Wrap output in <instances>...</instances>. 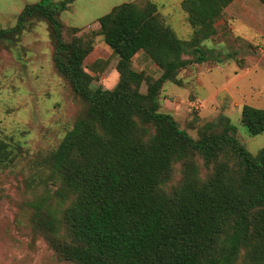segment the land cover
<instances>
[{
	"label": "trees",
	"instance_id": "trees-1",
	"mask_svg": "<svg viewBox=\"0 0 264 264\" xmlns=\"http://www.w3.org/2000/svg\"><path fill=\"white\" fill-rule=\"evenodd\" d=\"M72 1L26 4L12 27L0 29V38L15 37L31 19H44L57 70L87 102L47 159L58 187L30 203L33 231L60 260L74 264H264V147L248 151L225 116L193 138L158 110L161 86L177 84L180 69L206 60L202 42L215 34L216 20L233 0H182L193 30L189 40L163 23L150 0L102 15L96 34L118 59L112 89L90 86V34L75 36L80 28L60 18ZM139 51L160 70L157 78L132 69ZM240 120L250 136L264 132V108L243 105ZM10 149L0 140V167ZM196 158L213 165L205 179ZM176 162L185 169L166 192Z\"/></svg>",
	"mask_w": 264,
	"mask_h": 264
},
{
	"label": "rangeland",
	"instance_id": "rangeland-1",
	"mask_svg": "<svg viewBox=\"0 0 264 264\" xmlns=\"http://www.w3.org/2000/svg\"><path fill=\"white\" fill-rule=\"evenodd\" d=\"M159 1L163 6L156 11L158 17L174 28L180 39L189 40L193 30L181 8L182 0ZM146 2L141 0L140 7ZM244 2L237 0L235 8ZM22 4L0 1V29L16 23V9ZM102 12L93 10L92 14ZM224 12L215 22V34L202 42L206 60L180 69L177 84L165 82L161 86L158 110L169 113L193 138L205 123L225 116L236 128L238 140L255 153L264 147V132L250 136L240 114L243 105L264 108V19H260L264 15L257 9L250 12L253 19L231 21L230 12ZM97 30L98 26L81 28L75 36L90 34L93 42L85 59L86 65L93 62L92 71L88 70L93 77L91 88L112 89L119 79L118 59ZM53 50L44 19H31L17 36L0 38V140L11 146L6 165L0 167V264H74L60 260L43 236L33 231L30 220V203L58 187L47 165L50 153L87 108V102L57 70ZM98 60L101 62L94 64ZM131 67L152 78L160 74L141 51L133 56ZM146 90L145 81L139 92ZM196 164L201 179L211 174L213 165L205 167L200 158ZM184 169L180 162L172 165L164 191H171L180 182Z\"/></svg>",
	"mask_w": 264,
	"mask_h": 264
},
{
	"label": "crops",
	"instance_id": "crops-1",
	"mask_svg": "<svg viewBox=\"0 0 264 264\" xmlns=\"http://www.w3.org/2000/svg\"><path fill=\"white\" fill-rule=\"evenodd\" d=\"M4 3H14V2H21L23 3L21 7L17 8V13L20 12V10L26 5L30 3L37 2L39 0H0ZM57 1V0H55ZM136 0H73L69 6L61 13L60 18L66 25L74 26L77 28H88L91 26H98V19L111 11L113 7L120 5L122 3L126 2H134ZM152 1L156 6L157 9L160 10V7L163 6V2L159 0H150ZM181 1V0H179ZM237 0H233L229 4V6L225 9L224 13H229V20L233 21L235 19H242L246 20L249 17L250 12H254L255 10H259L264 15V10L262 9L261 5L257 3L256 0H241L242 4L239 3L237 5V9L235 8L234 4H236ZM259 1V0H258ZM247 2V3H246ZM249 2V3H248ZM83 4L84 6L80 8L77 4ZM262 4V3H261ZM79 7V8H77ZM1 10V9H0ZM93 10H102L105 12H102L101 14H92ZM234 13L231 14V11ZM18 15V14H17ZM234 16L233 18H231ZM253 19V18H251ZM260 19H264V16L260 17ZM246 22V21H245ZM250 23V22H249ZM252 23V22H251ZM229 27H232V24H229ZM174 29V28H173Z\"/></svg>",
	"mask_w": 264,
	"mask_h": 264
}]
</instances>
